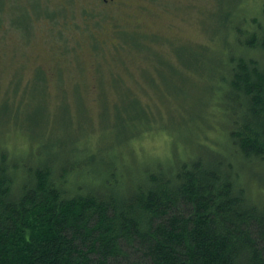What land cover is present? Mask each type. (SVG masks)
Returning a JSON list of instances; mask_svg holds the SVG:
<instances>
[{"label":"trees","instance_id":"16d2710c","mask_svg":"<svg viewBox=\"0 0 264 264\" xmlns=\"http://www.w3.org/2000/svg\"><path fill=\"white\" fill-rule=\"evenodd\" d=\"M231 18L221 26L226 34L233 23L227 56L207 47L190 55L195 70L210 73L208 92L224 111L226 143L218 148L190 152L186 144L166 160H125L121 148L134 147L151 121L129 97L134 113L117 114L112 137L93 134L89 119L68 118L65 135L53 138L41 109L33 111L34 149L14 153L4 134L0 264H264V202L242 174L264 163V3L259 13ZM196 119L183 121L184 131Z\"/></svg>","mask_w":264,"mask_h":264},{"label":"rangeland","instance_id":"374dc122","mask_svg":"<svg viewBox=\"0 0 264 264\" xmlns=\"http://www.w3.org/2000/svg\"><path fill=\"white\" fill-rule=\"evenodd\" d=\"M262 3L0 0V139L7 132L14 153L34 149L30 130L38 109L49 114L53 138L65 135L64 119L76 125L89 119L93 134L112 137L118 115L134 113L127 108L129 97L146 107L151 121L145 134L134 136V147L121 148L125 160H166L176 151L183 155L186 144L190 152L204 144L218 148L226 143L224 111L208 92L204 74L210 73L195 70L191 57L205 47L210 56H227L233 23L225 34L223 19L230 12L233 18L259 13ZM49 10L61 20H44L48 14L40 11ZM160 58L167 64L155 61ZM189 118L197 124L184 131ZM117 132L108 141L115 142ZM242 174L253 198L264 202V163Z\"/></svg>","mask_w":264,"mask_h":264},{"label":"bare ground","instance_id":"6f19581e","mask_svg":"<svg viewBox=\"0 0 264 264\" xmlns=\"http://www.w3.org/2000/svg\"><path fill=\"white\" fill-rule=\"evenodd\" d=\"M93 143V142H92ZM66 145V144H65ZM87 145V144H86ZM67 146V145H66ZM56 147V146H55ZM80 152V151H79ZM73 153V152H72ZM45 155V154H44ZM58 155V154H57ZM50 156V155H49ZM44 157V156H43ZM51 159V158H50Z\"/></svg>","mask_w":264,"mask_h":264}]
</instances>
